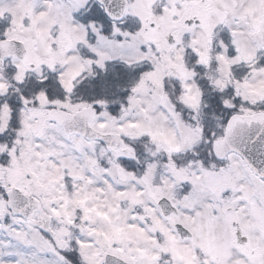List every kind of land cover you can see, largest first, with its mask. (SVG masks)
<instances>
[{"label": "snow or ice", "instance_id": "1", "mask_svg": "<svg viewBox=\"0 0 264 264\" xmlns=\"http://www.w3.org/2000/svg\"><path fill=\"white\" fill-rule=\"evenodd\" d=\"M0 264H264V0H0Z\"/></svg>", "mask_w": 264, "mask_h": 264}]
</instances>
